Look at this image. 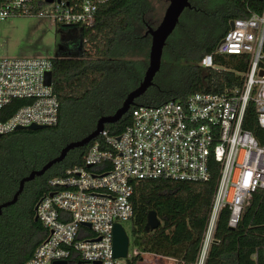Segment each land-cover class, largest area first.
<instances>
[{
    "label": "trees",
    "instance_id": "16d2710c",
    "mask_svg": "<svg viewBox=\"0 0 264 264\" xmlns=\"http://www.w3.org/2000/svg\"><path fill=\"white\" fill-rule=\"evenodd\" d=\"M60 1L77 10L84 0ZM262 4L261 0L191 2L163 48V54L171 59L169 64L182 71L178 89L154 81L119 121L104 128L116 136L130 124L131 110L136 106H157L195 92L222 90L225 81L244 70L245 63L236 55L215 56V63L231 70L218 71L204 70L200 60L215 49L230 20L259 12ZM96 5L94 25L82 27L80 48L73 55L51 58V87L59 103L56 124L0 134V205L12 198L24 176L57 156L67 143L89 134L99 117L112 114L142 78L148 57V50L144 51L149 44L144 40L150 39L143 35L150 26V0H102ZM141 55L144 59L132 58ZM27 103V99H15L7 108L13 113ZM243 126L264 145V129L257 123L253 104L246 108ZM90 144L69 151L45 174L26 182L17 201L2 208L0 264H23L32 256L45 236L42 225L34 219L35 205L48 190L49 179L82 164ZM209 171L204 181L154 178L137 183L131 197L133 216L126 221L130 231L124 228L129 236L125 264H137L146 253L178 264L197 262L218 177V164L213 159L209 160ZM150 210L155 211L160 224L146 232ZM228 216V209H222L204 264H264V190L252 194L236 227L228 226Z\"/></svg>",
    "mask_w": 264,
    "mask_h": 264
},
{
    "label": "built area",
    "instance_id": "2783aa9c",
    "mask_svg": "<svg viewBox=\"0 0 264 264\" xmlns=\"http://www.w3.org/2000/svg\"><path fill=\"white\" fill-rule=\"evenodd\" d=\"M97 1L102 0H84L72 10L63 1L0 0V21L49 14L60 26L89 28ZM232 21L200 66L231 71L215 63V56L236 55L244 70L225 81L222 90L136 106L119 135L104 128L81 165L48 180L35 210L45 236L23 264H125L126 258L113 255V227L132 218L137 183L154 178L204 181L210 176V159L218 164V177L195 264H204L222 209L229 211L228 226L236 227L252 194L264 190V145L243 126L246 108L253 104L264 129V4L259 12ZM48 71L51 58L0 57V134L56 124L59 103L44 83ZM15 99L29 103L10 113L7 105Z\"/></svg>",
    "mask_w": 264,
    "mask_h": 264
},
{
    "label": "water",
    "instance_id": "95a60500",
    "mask_svg": "<svg viewBox=\"0 0 264 264\" xmlns=\"http://www.w3.org/2000/svg\"><path fill=\"white\" fill-rule=\"evenodd\" d=\"M46 3H52L54 1L59 2L60 0H44ZM191 3L190 0H169L168 5L164 11V14L160 20V22L155 26H147V30L145 35H149L150 42H149V50H148V60L147 66L144 70L141 80L134 87L130 90L124 100L122 101L121 105L112 113L108 115H103L98 118L94 129L79 140H75L72 142L67 143L59 152L57 156L48 160L41 168L32 170L27 176H24L18 185V189L12 196V198L0 205V214L2 212V208L7 207L9 205L14 204L19 194L22 192L24 188V184L29 182L36 177L42 176L47 172L53 165L61 162L67 155V153L75 148H81L86 146L90 143L93 139H95L100 132L104 129L105 125L116 123L121 119V117L126 114L130 107L135 105V101L141 95L145 93V91L153 85L154 77L159 72L161 63H162V54L163 48L166 44L168 37L172 34L174 29L176 28L179 19L182 13L190 8ZM233 21L230 20L228 25L232 26ZM70 26L63 25L61 26L62 29L67 28ZM58 33V32H57ZM56 51L54 53V57H56ZM52 79V71H48L45 74L44 83L46 85H51ZM46 125H36L31 124L27 127H17L16 129H28V130H38L46 128ZM37 205H35L34 210H36ZM34 219L37 220V216H34ZM160 224V220L157 217L155 211L150 210L146 215V222L144 225V230L146 232H150L157 228ZM128 249H129V236L125 231L124 227L119 224L115 223L113 227V242H112V250L114 257H121L127 258L128 257ZM54 264H65L62 263H54Z\"/></svg>",
    "mask_w": 264,
    "mask_h": 264
},
{
    "label": "rangeland",
    "instance_id": "374dc122",
    "mask_svg": "<svg viewBox=\"0 0 264 264\" xmlns=\"http://www.w3.org/2000/svg\"><path fill=\"white\" fill-rule=\"evenodd\" d=\"M192 3L198 0H190ZM169 0H150L151 10L148 13V20L151 27H155L161 20ZM213 7H211L212 9ZM49 14L44 15H21L12 16L0 21V57L9 58H53L57 44V30ZM150 39L144 40L148 44ZM149 50L148 48L144 51ZM144 55L132 57L133 59H144ZM148 57L146 58V61ZM170 57L164 52L162 67L154 77L166 87H176L177 82L183 77L179 66L170 65ZM178 89V88H177ZM124 228L129 232L130 224L124 223ZM206 258V256H205ZM205 261V259H204ZM137 264H178L175 260L160 258L154 254H143L142 260ZM199 264V263H198Z\"/></svg>",
    "mask_w": 264,
    "mask_h": 264
},
{
    "label": "flooded vegetation",
    "instance_id": "af4514ba",
    "mask_svg": "<svg viewBox=\"0 0 264 264\" xmlns=\"http://www.w3.org/2000/svg\"><path fill=\"white\" fill-rule=\"evenodd\" d=\"M146 30H147V26L143 31V35H145ZM57 32H58L57 44H56L57 55H61V54L69 55L71 53H75L80 48L82 41L81 27H67L64 29L60 27L57 30ZM145 36H149V35H145Z\"/></svg>",
    "mask_w": 264,
    "mask_h": 264
},
{
    "label": "crops",
    "instance_id": "0c3cea01",
    "mask_svg": "<svg viewBox=\"0 0 264 264\" xmlns=\"http://www.w3.org/2000/svg\"><path fill=\"white\" fill-rule=\"evenodd\" d=\"M74 53H71V54H69V55H73ZM155 256H157V257H160V258H164V257H161V256H158V255H155ZM166 259H169V258H166Z\"/></svg>",
    "mask_w": 264,
    "mask_h": 264
}]
</instances>
